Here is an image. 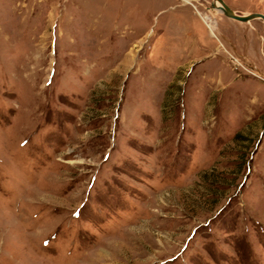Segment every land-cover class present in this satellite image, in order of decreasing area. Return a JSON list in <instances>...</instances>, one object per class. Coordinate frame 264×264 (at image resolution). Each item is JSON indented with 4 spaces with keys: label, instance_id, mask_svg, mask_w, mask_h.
I'll list each match as a JSON object with an SVG mask.
<instances>
[{
    "label": "rangeland",
    "instance_id": "obj_1",
    "mask_svg": "<svg viewBox=\"0 0 264 264\" xmlns=\"http://www.w3.org/2000/svg\"><path fill=\"white\" fill-rule=\"evenodd\" d=\"M210 1L0 0V264H264V23Z\"/></svg>",
    "mask_w": 264,
    "mask_h": 264
},
{
    "label": "water",
    "instance_id": "obj_2",
    "mask_svg": "<svg viewBox=\"0 0 264 264\" xmlns=\"http://www.w3.org/2000/svg\"><path fill=\"white\" fill-rule=\"evenodd\" d=\"M210 8L218 9L220 12L223 13L224 16L239 22H249L252 19L259 18L264 23V13L256 11L248 13H239L233 8H231L224 0H211Z\"/></svg>",
    "mask_w": 264,
    "mask_h": 264
},
{
    "label": "bare ground",
    "instance_id": "obj_3",
    "mask_svg": "<svg viewBox=\"0 0 264 264\" xmlns=\"http://www.w3.org/2000/svg\"><path fill=\"white\" fill-rule=\"evenodd\" d=\"M214 9H215V8H214ZM203 18H204L205 22L208 24V26H209L210 28H213V25H211V23H209L208 20H206L207 18H206V17H203Z\"/></svg>",
    "mask_w": 264,
    "mask_h": 264
},
{
    "label": "crops",
    "instance_id": "obj_4",
    "mask_svg": "<svg viewBox=\"0 0 264 264\" xmlns=\"http://www.w3.org/2000/svg\"><path fill=\"white\" fill-rule=\"evenodd\" d=\"M233 8V7H232Z\"/></svg>",
    "mask_w": 264,
    "mask_h": 264
}]
</instances>
